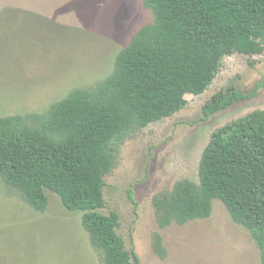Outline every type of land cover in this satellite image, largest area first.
<instances>
[{
    "label": "trees",
    "instance_id": "trees-1",
    "mask_svg": "<svg viewBox=\"0 0 264 264\" xmlns=\"http://www.w3.org/2000/svg\"><path fill=\"white\" fill-rule=\"evenodd\" d=\"M153 21L141 25L116 55L111 73L91 89L74 88L45 113L0 116V178L34 209L46 189L81 224L103 264H139L117 233L119 214L105 206V175L131 132L170 116L186 94H202L224 56L262 53L264 0H143ZM264 84V82H263ZM255 91V90H253ZM234 88L203 104L205 118L249 97ZM220 199L249 230L264 264V109L212 131L198 164V181L183 178L153 198L157 221L185 223L210 215ZM155 249L163 254L159 235Z\"/></svg>",
    "mask_w": 264,
    "mask_h": 264
},
{
    "label": "rangeland",
    "instance_id": "rangeland-1",
    "mask_svg": "<svg viewBox=\"0 0 264 264\" xmlns=\"http://www.w3.org/2000/svg\"><path fill=\"white\" fill-rule=\"evenodd\" d=\"M152 21L143 0H0V116L45 113L72 89L95 87L131 35ZM251 38L264 47V35ZM263 82L264 49L226 55L202 94H186L180 110L120 143L99 211L119 214L116 231L139 264H261L251 233L220 199L212 200L208 217L160 226L153 198L180 179L198 181L212 131L264 109ZM228 88L250 96L205 118L203 104ZM46 195V209L36 210L0 178V264H103L82 212L65 208L53 191ZM156 235L163 254L155 249Z\"/></svg>",
    "mask_w": 264,
    "mask_h": 264
}]
</instances>
